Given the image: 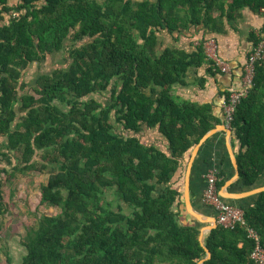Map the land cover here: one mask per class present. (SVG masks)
Wrapping results in <instances>:
<instances>
[{"label": "trees", "instance_id": "obj_1", "mask_svg": "<svg viewBox=\"0 0 264 264\" xmlns=\"http://www.w3.org/2000/svg\"><path fill=\"white\" fill-rule=\"evenodd\" d=\"M263 6L0 0V218L2 187L19 173L48 172L40 203L60 210L26 227L19 264H197L205 256L199 225L181 223L174 210L181 192L172 178L217 119L209 105L180 101L173 86L191 67L218 69L203 37L189 48L164 46L162 38L199 25L222 32L244 7ZM57 52L65 65L23 79L29 64ZM154 129L164 149L143 141ZM231 129L239 145L235 184L253 188L264 173V55ZM254 196L237 206L264 248V191ZM203 244L211 252L203 264H254L244 226L217 225Z\"/></svg>", "mask_w": 264, "mask_h": 264}, {"label": "crops", "instance_id": "obj_2", "mask_svg": "<svg viewBox=\"0 0 264 264\" xmlns=\"http://www.w3.org/2000/svg\"><path fill=\"white\" fill-rule=\"evenodd\" d=\"M224 22L225 26L222 32H211L209 29L199 25L191 28L189 31L182 32L178 35L179 37L176 34L172 36L165 34L162 38L164 46L189 48L191 43L196 44L203 37L206 55L211 60H213L212 56L216 55L228 67L227 71H216L213 68L211 72L208 71L207 65L191 67L186 73L184 83L173 86V94L180 101L185 100L200 105H209L211 107V114L217 119V122L210 129H214L212 133L199 143L193 155L191 154L192 149L198 142L191 148L188 155L183 159L179 172L172 178V183L181 192L174 206V210L179 213L180 222L183 224H198L200 229L203 226L211 225L212 218H215V211L203 204L201 200L206 187L207 175L211 172L217 173L223 185L235 174L231 156L233 153L236 157L239 145L233 132L228 136L222 129L223 114L221 103L232 88L240 87L246 58L263 29V18L260 11H252L249 7H244L240 15L232 21L227 22L225 20ZM176 37L178 38L177 40L174 39ZM142 139L146 144H154L162 149L166 146V140L157 129L147 131ZM189 161V201L191 208L207 219L204 222L196 220L185 207L184 177ZM237 179L227 187L229 192L238 193L249 190L248 187H244L240 183L236 185L235 181ZM259 186H264V173L260 175L253 188ZM255 199L254 195H250L239 200L226 199L225 201L237 206L238 203L250 205ZM211 230H205L202 235V242L206 234ZM7 258L11 261V264H14L11 252L5 254L6 263Z\"/></svg>", "mask_w": 264, "mask_h": 264}, {"label": "rangeland", "instance_id": "obj_3", "mask_svg": "<svg viewBox=\"0 0 264 264\" xmlns=\"http://www.w3.org/2000/svg\"><path fill=\"white\" fill-rule=\"evenodd\" d=\"M64 59L65 53L62 52L47 55L44 61L29 64L23 79L30 83L39 73L65 65ZM48 175V172L19 173L4 183L2 190L6 211L0 218V264H7V252H11L14 264H19L25 254L22 240L26 227L34 226L42 215H54L60 211L57 207L40 203V187Z\"/></svg>", "mask_w": 264, "mask_h": 264}, {"label": "built area", "instance_id": "obj_4", "mask_svg": "<svg viewBox=\"0 0 264 264\" xmlns=\"http://www.w3.org/2000/svg\"><path fill=\"white\" fill-rule=\"evenodd\" d=\"M260 13L263 18V29L260 32L258 41L249 52L245 64L239 88H232L229 93L223 98L221 103L223 124L231 129L233 117L236 107L245 98L253 85L255 66L264 55V6L260 8ZM215 67L220 71H227V64L217 57L212 56ZM219 175L211 172L206 177V187L202 194L203 204L211 207L215 211L217 225L227 229H234L237 226H244L247 238L254 243L250 253V258L254 264H264V248L260 243V236L255 229L246 225L244 211L242 208L231 204L223 199L219 193L217 182Z\"/></svg>", "mask_w": 264, "mask_h": 264}, {"label": "water", "instance_id": "obj_5", "mask_svg": "<svg viewBox=\"0 0 264 264\" xmlns=\"http://www.w3.org/2000/svg\"><path fill=\"white\" fill-rule=\"evenodd\" d=\"M221 126H222V129L226 132V134L228 136H230L231 133H232V129L227 128L224 124H222ZM213 130H209L208 132H206L202 136V138L198 141V143L192 149V152H191L192 155L194 154L195 150L197 149L199 143L202 142L205 138H207L212 133ZM231 157H232V162H233V165H234V168H235V174L230 179H228L221 186V188L219 189V193L223 197V199H225V200L226 199H228V200L229 199H242L243 197H247V196H250V195H256V194L264 191V186L251 188V189H249L247 191L238 192V193L237 192L236 193L229 192L227 190V187L229 186V184L232 183L235 179H237L239 177V168H238L237 159L233 155V153H232ZM189 180H190V161L187 164L186 171H185V177H184V202H185V207H186V210L189 212V214H191L196 220H198L200 222H204L207 219L203 218L199 213L195 212L191 208V204H190V201H189V182H190ZM216 226H217L216 218H212V224L211 225H207V226L201 227L200 233H199V240H200L202 245H203L202 235L205 232V230H211V229L215 228ZM203 248H204V251H205V256L202 259H200L197 264H203L204 261L206 259L210 258V256H211V252L209 251V249L206 246H204V245H203Z\"/></svg>", "mask_w": 264, "mask_h": 264}]
</instances>
